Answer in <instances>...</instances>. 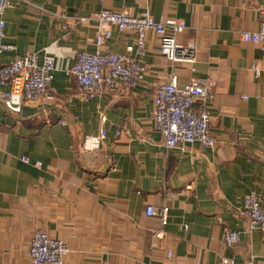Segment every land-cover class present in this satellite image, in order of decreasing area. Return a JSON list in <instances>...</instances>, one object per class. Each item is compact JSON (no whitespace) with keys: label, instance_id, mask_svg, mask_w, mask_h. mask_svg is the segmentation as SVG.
Segmentation results:
<instances>
[{"label":"crops","instance_id":"obj_1","mask_svg":"<svg viewBox=\"0 0 264 264\" xmlns=\"http://www.w3.org/2000/svg\"><path fill=\"white\" fill-rule=\"evenodd\" d=\"M3 14L6 63L28 54L54 62L48 93L9 113L0 101V264H30L35 230L64 242V264H264V231L251 230L243 200L257 194L264 210V66L243 33L259 28L260 0H10ZM148 11L177 20V43L195 45L194 70L172 65L148 32L136 57L145 74L134 87L79 95L67 71L75 54L94 53L95 15ZM83 21H80V20ZM132 32L112 29L113 53L133 46ZM172 77L209 83L198 100L211 117L213 148L167 150L153 122L154 90ZM105 131L96 151L82 143ZM30 160L29 164L22 161ZM40 162L39 168L34 166ZM169 208L167 223L145 214ZM227 231L239 233L231 247Z\"/></svg>","mask_w":264,"mask_h":264},{"label":"built area","instance_id":"obj_2","mask_svg":"<svg viewBox=\"0 0 264 264\" xmlns=\"http://www.w3.org/2000/svg\"><path fill=\"white\" fill-rule=\"evenodd\" d=\"M10 0H0V101L9 113L20 112L26 103L39 102L49 91L55 70L54 62L44 58L39 64L36 54H28L9 62H1V56L14 48L4 43L5 21L3 14L9 7ZM259 28L254 33H243V42L257 44L264 57V0H260L257 8ZM97 32L94 40V53L79 52L75 54L73 66L66 72L75 81L79 95L85 100H92L101 91L114 93L119 86L134 88L144 77L145 71L136 57L144 53V44L148 32L154 33L159 39V53L172 65H188L194 70L195 45L190 43L181 46L177 36L184 32V22L168 20L155 22L148 11L138 16L128 12L102 10L95 16ZM80 21H83L82 19ZM112 29L123 33L132 32L136 36L133 46L126 48L122 54L113 53L106 47V41L111 37ZM256 78L263 75L264 66H254ZM210 85L202 80L193 79L185 85H178L172 77L168 83L159 84L154 90L153 122L161 134L167 150L186 144L198 143L203 148H213L215 137L210 131L211 117L204 109H196L198 100L211 97ZM105 131L97 136L88 137L82 143V149L87 152L99 149ZM26 164L30 160L23 158ZM34 166L39 168L40 162ZM168 206L158 208L147 206L145 214L157 217L162 226L167 223ZM243 211L251 230L264 231V210L260 197L251 193L243 200ZM239 241V233L227 231L223 242L231 247ZM69 253L67 245L53 239L41 230H35L30 240L28 257L30 264H64Z\"/></svg>","mask_w":264,"mask_h":264}]
</instances>
